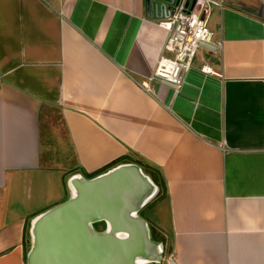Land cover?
<instances>
[{"label":"crops","instance_id":"1","mask_svg":"<svg viewBox=\"0 0 264 264\" xmlns=\"http://www.w3.org/2000/svg\"><path fill=\"white\" fill-rule=\"evenodd\" d=\"M161 1L0 0V264H26L28 221L72 173L123 155L157 186L160 264H264V0L213 6L221 45L177 91L149 79Z\"/></svg>","mask_w":264,"mask_h":264},{"label":"water","instance_id":"2","mask_svg":"<svg viewBox=\"0 0 264 264\" xmlns=\"http://www.w3.org/2000/svg\"><path fill=\"white\" fill-rule=\"evenodd\" d=\"M67 184L66 198L31 219L26 264H146L168 254L139 213L157 186L137 163L91 177L72 173Z\"/></svg>","mask_w":264,"mask_h":264},{"label":"built area","instance_id":"3","mask_svg":"<svg viewBox=\"0 0 264 264\" xmlns=\"http://www.w3.org/2000/svg\"><path fill=\"white\" fill-rule=\"evenodd\" d=\"M222 2L223 0L161 1L160 23L167 29V38L149 79L157 78L177 91L198 48L213 51L220 47L221 41L212 39L208 19L213 6L221 5ZM202 68L207 70L205 66ZM141 85L150 90L147 83L141 82ZM163 260L170 263L168 258Z\"/></svg>","mask_w":264,"mask_h":264},{"label":"trees","instance_id":"4","mask_svg":"<svg viewBox=\"0 0 264 264\" xmlns=\"http://www.w3.org/2000/svg\"><path fill=\"white\" fill-rule=\"evenodd\" d=\"M125 158H130V157H129L128 155L120 156L119 158L114 159L112 162H110V163L107 164L106 166H103V167L100 168L99 170H97V171H95V172H93V173H89V174H87V175H88V177H91V176H94V175H96V174H98V173H101V172L105 171L106 169L112 167L113 165L117 164L120 160L125 159ZM141 164L143 165V167H145V169H147V170L150 169V166H149V165H147V164H145V163H143V162H141ZM153 180H154L159 186L163 187V185H164L163 182H159V183H158L154 178H153ZM146 204H147V203H146ZM141 211H142V210H141ZM140 214H142V212H140ZM142 215H143V214H142ZM93 225H94L96 228H103V227H104V222H103V221H96V222L93 223ZM99 225H101V226H99ZM151 236H152V238L154 239V230L152 229V227H151ZM27 250H28V248H26V251H25V258H26V252H27ZM149 264H160V262H151V263H149Z\"/></svg>","mask_w":264,"mask_h":264},{"label":"rangeland","instance_id":"5","mask_svg":"<svg viewBox=\"0 0 264 264\" xmlns=\"http://www.w3.org/2000/svg\"><path fill=\"white\" fill-rule=\"evenodd\" d=\"M69 172L71 173L72 171H69ZM68 194H69V193H68ZM154 199H155V196H153V197L148 201L149 203L147 202L148 204H146V205L143 206L144 209H143L142 214H143L144 217H147V218H148V217L151 216V205H152V201H153ZM141 210H142V209H141ZM141 210H140V211H141ZM32 218H33V217H32ZM32 218H30V220L28 221V225L30 224V221H31ZM147 220H148V219H147ZM148 221H149V220H148ZM148 221H147V222H148ZM99 226H101V225H99ZM147 226L150 228V233H151V225H150L149 222L147 223ZM26 229H27L26 234H27V242H28V244H27L28 247H27V248H29V244H30V243H29V241H30V240H29V238H30V237H29V236H30V235H29V226H27ZM146 264H149V263H146Z\"/></svg>","mask_w":264,"mask_h":264},{"label":"bare ground","instance_id":"6","mask_svg":"<svg viewBox=\"0 0 264 264\" xmlns=\"http://www.w3.org/2000/svg\"><path fill=\"white\" fill-rule=\"evenodd\" d=\"M73 191H75L76 192V189L73 187ZM77 193V192H76Z\"/></svg>","mask_w":264,"mask_h":264}]
</instances>
